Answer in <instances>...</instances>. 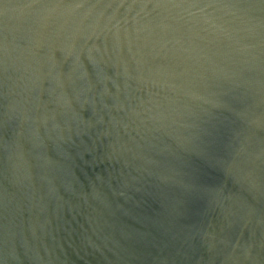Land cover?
<instances>
[{"label":"water","instance_id":"95a60500","mask_svg":"<svg viewBox=\"0 0 264 264\" xmlns=\"http://www.w3.org/2000/svg\"><path fill=\"white\" fill-rule=\"evenodd\" d=\"M0 264H264V0H0Z\"/></svg>","mask_w":264,"mask_h":264}]
</instances>
